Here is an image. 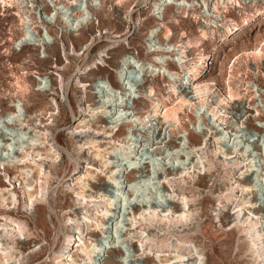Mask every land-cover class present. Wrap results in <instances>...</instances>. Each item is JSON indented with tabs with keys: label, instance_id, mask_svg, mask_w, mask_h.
Here are the masks:
<instances>
[{
	"label": "rangeland",
	"instance_id": "obj_1",
	"mask_svg": "<svg viewBox=\"0 0 264 264\" xmlns=\"http://www.w3.org/2000/svg\"><path fill=\"white\" fill-rule=\"evenodd\" d=\"M155 1L163 2V0H122L121 2L119 0H102L100 9L97 12L92 10L96 19L87 29L74 32L68 28H63V23L59 19L55 22H46L50 25L51 34L47 41L52 44L45 47L24 45L19 48L15 46V41L22 34V25L15 14L18 11L17 5L7 6L2 4V0H0V115L13 110V103L21 104L22 107H25L27 114L33 117V120L30 121L31 126L35 125L34 122L40 116L44 121L43 125L37 123L41 129L40 132L48 133L50 139L56 138L64 148L53 159L44 162L46 172L41 174L39 184L44 188L46 194L45 196L38 195L34 202V206L40 204L36 207L37 212L41 214L39 224H36L35 221L33 205H26L28 197L23 193L24 181L21 177H19V181L15 180L20 204L16 208L17 211L12 208L7 215L21 220L27 238L40 241L39 245L24 255L22 264H54L57 252L66 245L68 233L74 231L75 224H77L75 219V221L69 220V213L75 209L84 213L86 210L89 211L85 202H82L78 196V192L81 191V184L77 182L79 181V174H83L82 178H85L86 183L90 180L94 181V178L92 179L91 175L88 174L89 172H85L86 167L91 162L94 167L88 165L91 166L89 170L98 172L101 168V162L98 159H93L91 151L94 149L87 148L82 143L85 140L76 136L80 132H74V127L79 122V118H83L86 114L83 112L84 108L89 103L94 104L97 101L109 99L110 104L114 102L116 109H119L122 103L132 101L133 99L130 98L139 94L138 85L144 83L145 80L154 87L156 97L163 102L162 107L174 106L177 102V95H173L169 86V83L173 82L169 75L178 69L176 58L178 59L180 54L178 55L179 51L178 47L175 46L176 44L186 40L193 42V47L189 52V58L192 61L201 60V57L206 56L200 75L203 79L214 77L223 92L227 91L226 87L229 81L233 86L251 81L247 90L243 87L240 90L246 91V96L249 99L256 94L257 97H254V100L259 99L262 101V105L264 104V79L261 76L253 75L251 72L248 73V68L253 65L254 58L245 54L239 56L246 51L252 52L256 47H263L264 50V0H224L223 4L221 3L223 0H186L183 8L179 9L175 5H170L164 9L163 14H161L162 10L158 8L160 6H157ZM37 2L42 4L41 0H37ZM215 2H219V6H222L221 15L218 18L213 14L214 11H217L213 9ZM44 9L52 10L49 2L46 1ZM119 12L124 16L127 15L128 20L125 18L121 20L117 14ZM208 14L211 15L209 19L203 16ZM161 15L164 18L159 19L158 16ZM32 16L35 25H39L37 30L45 33V30L40 28L42 23L39 22L36 14ZM154 29L157 32L152 35L151 32ZM170 31L173 35L166 42H169V46L166 43L162 45L165 35H168ZM206 32L208 35L204 36ZM148 39L157 43L149 42ZM154 45L169 49L161 56L164 59L163 64L159 63L158 65L154 60L156 52L153 50L156 49L157 51L159 48ZM170 46L174 50H170ZM125 54H130L131 58H137V61H140L138 63H146L148 68L146 73L142 74L139 67L126 66V84L128 83L127 87L131 88L129 90L130 96H124L123 91L119 88L116 73L118 63L122 61ZM164 68L169 71V75L164 73ZM101 81H108L114 85L117 90L116 95L112 96L115 94L113 91L110 95L108 92L104 96L95 94L96 87H99L98 85L101 87ZM85 83L87 86H83ZM257 88L259 89L257 90ZM63 91L69 93L71 107L61 95ZM169 92L172 94L170 100L168 99ZM56 105L58 108L54 109ZM137 105L138 109L133 112L136 116L131 115L136 120L135 127L139 129L132 131L133 136L138 141L137 145L141 146L143 142H147V137L143 135L149 132L151 142L157 143L160 149L151 151L148 147L141 146L136 156L126 157L123 154H118L111 159L114 165L120 164L121 169L132 166L136 161L137 166L146 165L149 167L151 175L148 176L147 172L143 173L145 180L142 178L140 181L143 185L139 182L138 188L136 187L133 191L129 182V176L132 172L127 173L129 169L126 172L120 170L121 181L126 188L123 194V202L117 190H113V188L109 190L112 194H118L120 197L117 199L119 202L121 201L120 210L118 209L119 218L111 220L108 224L109 235H106L105 244L111 246L112 249L106 248L107 250L101 255H97L98 260L108 261L115 254H120V249H122L127 260L123 264H137L134 261V248L136 244L140 247V243H133L134 245H132L130 238L125 235L124 226L127 227L126 223L130 221L128 214L132 211L131 209L134 208V211H137L148 201L159 205L160 209L169 206L168 191L162 183L158 182L159 177L165 173L168 174L170 170H178L184 162L183 166H189L193 159V155L190 154V146L203 139L206 123L213 120L212 112L206 108L208 106L205 108L198 106L195 110L190 109L183 113L179 111L178 116L183 117V132L181 134L182 140L178 142H182L184 145L180 148L181 153H178L172 151L170 147L158 143L160 140L156 138L157 135L153 132L154 128L157 127L156 121H153L152 126L146 127L140 124V120H137V118L139 119L137 116L144 117L153 108L151 101L140 98ZM54 111L58 114L51 116ZM119 113L118 110V115ZM262 119L256 120V124L263 126L264 116ZM108 120L110 121V119ZM47 123L48 125L45 127L44 124ZM120 127L117 136L124 135L127 130L123 126ZM4 130L7 131L6 128ZM33 133L31 132V134ZM91 133L97 134L92 130L89 134ZM102 135L104 137L105 134L102 133ZM164 135L163 132L162 136ZM251 135L253 134L248 132L243 138L244 141H247L246 138L251 140ZM257 136H253V138ZM207 137L208 149L211 144L214 146V143L211 142L214 138L211 132ZM261 140V149L257 150L254 146L251 149V153L252 150L258 153L255 160L261 166H255L257 171L264 167V137ZM232 144H234V138L231 137L228 145L231 146ZM142 153L144 154L142 155ZM180 156L181 158H177ZM217 157H219L218 154L215 157L214 153L210 152L207 158L214 163L207 168L206 172L211 175L215 171L211 182V178H208L210 188L207 191L196 186L199 177L198 172L195 173V177L187 175V182H174L175 188L180 186L184 189L185 193H179V196L189 195V204H194L195 210L192 217L188 219L189 221L184 220V223L181 224L169 221L165 225V221L163 224L162 221L157 222L156 219L155 222H151L152 225L149 224V229H153L154 233L158 235L155 238L158 244H161L162 241L164 243L170 242L169 244L174 241V244L181 242L180 240H186V243L179 244V250H182L181 253L183 254H187L189 250H194L195 244L198 245V249L206 253L209 258L207 260L202 252L195 250V258L199 259L201 264H263L249 249L250 242L242 230V226L231 223L224 228L220 220L223 216L222 210L227 211L233 207L236 208L244 196L250 203L253 202L258 209L264 207V180H260L262 175L259 171L254 174L251 173L248 178L257 182L254 190L244 193L238 187L236 190L240 192H236L234 196L228 199L229 185L240 177L247 165L240 164L239 168L226 169L223 163L216 162ZM247 162L248 160L244 163ZM79 171L81 172L79 173ZM76 172L77 174H75ZM98 173H102L100 175L106 180L115 182L113 178L108 177L107 172ZM15 174V171L10 173L11 176H15ZM174 183L170 182L169 184ZM255 188L258 189L259 194ZM135 190L138 193L140 191L142 195L140 193L135 195ZM93 191L89 187L87 194H91ZM128 192L134 195L130 196ZM145 192L148 197L144 196ZM48 193L52 194L50 197L52 205L47 199ZM106 206L109 207L110 205L104 204V206L96 207L97 209L94 208V210H105ZM233 211L232 209L231 212ZM3 213L5 212L2 211ZM88 213L95 220V216L90 212ZM116 223H118L117 226ZM138 223L137 227L134 228L139 231L145 230L144 225H142L145 222L139 219ZM86 227L84 224V228ZM93 231V229L87 228L84 236L86 242L91 236L89 232L92 233ZM147 243L144 242V249L146 248V252L151 255L155 254L156 256L155 252L159 248L165 250L161 254L172 252V248L166 251L167 246H149Z\"/></svg>",
	"mask_w": 264,
	"mask_h": 264
},
{
	"label": "bare ground",
	"instance_id": "obj_2",
	"mask_svg": "<svg viewBox=\"0 0 264 264\" xmlns=\"http://www.w3.org/2000/svg\"><path fill=\"white\" fill-rule=\"evenodd\" d=\"M119 1L121 2L122 0ZM30 2L32 6H34V0H2L1 3L7 6L16 4L18 7V11L15 12V14L21 22L22 34L16 39L15 46L19 48H22L24 45H38L45 47L52 44L47 41V39L51 37V34L49 31L50 25L44 22L46 19L41 17L39 20V22L42 23L40 28L45 30V33H41L37 30L39 25H35L33 18L28 16V14H23L21 12L24 8L23 5L26 4L25 6L29 8ZM186 2V0H163L161 3L155 1V4L160 6L158 8L162 10V12H160L163 14L164 9L167 6L175 5L180 9L185 6ZM69 3L73 7L72 11L76 14L75 20L72 22L69 20L70 18L68 16L62 14L59 17V21L61 20L63 23V28H68L76 32L90 27V24L96 19L95 13L92 10L97 12L102 5V0H87L85 3L86 9L83 10L77 7V0H71ZM221 3L223 4L224 0ZM221 8L222 6H219V2L214 3L213 9L217 11H214L213 14L217 18L221 15ZM57 9L58 7L53 8L56 12L52 18H55ZM45 14L47 18L52 20L49 16L50 13L45 12ZM117 14L121 20L124 18L128 20L127 15L124 16L121 12ZM161 16H158V18H164V16ZM203 16L207 19H209V16L211 17L209 14ZM156 32L157 30L154 29L151 34L155 35ZM172 35L173 33L170 31L168 35H165L164 41H162L163 44L162 42L161 44L164 45L167 40H170ZM207 35V32L204 33V36ZM148 40L149 42H152V39ZM152 43L156 44L157 42ZM192 43L191 40H186L175 45L178 47V55L180 54L179 58H176L178 67L176 71H172L169 75V71L164 68L166 70H164V73L172 78L173 82H170L169 86L172 89L173 95H177V102L174 106L162 107L163 102L156 97L154 87L149 81L145 80L144 83L138 85L139 94L132 96V98H130L133 99L132 101L124 104L122 103L119 106V109H116L114 102L110 104L111 101H109V99L101 100V102L97 101L98 103L96 102L94 104L89 103L84 108L83 112L86 114H84L83 118H79V122L74 127L75 130H73L74 132H80V134L76 136L79 138L82 137V140H85L82 143L85 144L87 148L94 149V151H91L93 159H98L101 162V168L98 172H107L108 177L113 178L115 182L112 183L111 181L106 180V178H103L102 175H100L102 173H98L96 170L90 171L89 168H91V166L94 167L91 162L88 163V165L91 166L89 167L87 165V170L85 172H89L88 174L91 175L92 179L94 178V181L90 180L86 183L85 178H82L83 174H79V181L77 183L81 184V191L78 192V196L82 202H85V206L89 208V211L86 210V213H84L75 209L69 213V220L73 221L75 219L77 224H75L74 231L68 233L66 245L57 252L54 264H123L127 261L125 259V252L122 249H120V254H115L108 261L98 260L96 256L101 255L107 250L106 248L112 249L111 246L105 244V240H107L106 235H109L108 224L111 220L117 219L120 216L118 215V209L120 208L121 201L119 202L117 199L120 197L118 194H112L109 190L110 188L117 190V193H120L123 202V194L126 188L123 181H121L122 176H120V170L126 172V170L129 169L127 173L132 172L129 176V182L133 191L136 189L137 184L141 183L140 181L143 178V173L147 172L148 176L151 175V169L146 165L137 166V162L135 161L132 166L121 169L120 164L114 165L111 159L118 156V154H123L126 157L136 156V154L138 155L141 146H146L151 151H157L160 149V146H158L157 143L151 142L152 140L149 132L148 134L143 135L147 137V142H143L141 146L137 145L138 141L133 136L132 131L139 130L135 127L136 120L132 116H136L133 112L138 109L137 101H139L140 98L149 99L153 108L148 111L146 116H137L139 117L137 120H140V124L146 127L152 126L153 121H156L157 127L154 128L153 132L157 135L156 138L160 140L158 143H162V145H166L170 147L172 151H177L178 153H181L180 148L184 145L182 142H178L182 140L181 134L183 132V117L178 116L179 111L183 113L190 109L195 110L198 106H200L199 108H205L208 106L206 108L210 109L212 112L213 120L212 122L206 123V130L203 131V139L190 146V154L193 155V159L189 166H183L185 164L184 162L178 170L174 171L171 168L173 171L170 170L168 174L165 173L159 177L158 182L162 183L163 187L168 191L169 206L160 209L159 205L149 203L150 201H148L146 204H143V207L138 208L137 211H134V208L131 209L132 211L128 214L130 221L129 223H126L127 227L124 226L126 230L125 235L130 238L132 245H134L133 243H140V247L136 244L138 248L136 246L134 248L135 263L201 264V261L195 258L196 252H202L198 249V245L195 244L194 250H189L187 254H183L181 253L182 250H179V244L186 243V240H180L181 242H177L178 244H173L174 241L171 244H169L170 242H165V244L163 241L161 244H158L155 240L158 235L154 233L155 231H153V229H149V224L155 222L156 219L157 222L162 221L163 224L165 221V225L169 221L181 224L182 222L184 223V220H188L192 217L193 211L195 210L194 204H189V195L187 196L183 194L182 197L179 196V193H185L184 189L180 186L175 188L176 184L174 182H187V175L195 177V173L198 172L199 177L196 186L207 191V189L210 188L209 183L215 172H212L211 175L206 172L207 168L214 163L212 160L207 159L210 152H213L215 157L217 154L219 155L216 162L223 163L226 169L233 170L234 168H239L240 164L247 165L246 170L241 172L240 177L229 185L230 191L227 193L228 199L234 196L236 192L238 193L241 191L249 193L254 190V187L257 186V182L248 178L251 173L254 174L259 171L262 177L261 179H258L261 181L264 180V167L262 169L259 168L258 171L255 167L261 166V164L255 160L256 154L258 153L253 152V150L251 153L253 146L257 150L262 148L261 139L264 137V125H257L256 120H263L264 104L262 105V101L259 99L254 100V97H257L256 94L249 99V97L246 96V91L242 92L240 90L241 87L247 90L251 81H245L241 85L238 84L235 86L231 85L229 81L226 87L227 91L223 92L219 87L217 79L214 77H205L206 79H203L200 75L204 67L203 63L206 56L204 55L201 57V60H190L189 52L193 47ZM166 44L168 45L169 42ZM154 46L157 47L156 45ZM169 48L170 50H174L171 46ZM153 51L156 52V54H154V60L156 63H158V65L159 63L163 64L164 59L161 58V56L166 51H169V49L159 47L157 51L156 49ZM244 54L254 58L253 65L248 68V73L251 72L253 75L261 76L264 79L263 47H256L252 52L246 51L239 56L241 57ZM138 62L140 61H137V58H131L130 54H125L122 57V61H119L118 63L116 68L118 77L117 81L124 96H130L129 90L131 89L127 87L128 83L126 84V66L133 65L135 68L139 67L142 70V74L146 73L148 69L146 63L141 64ZM83 86H87V84L85 83ZM98 86L99 87H96L97 90L94 92L95 94H101L104 96L107 92L109 95L112 94L111 92L113 91L115 94H112V96H115L117 93L116 87L108 81H101V87L100 85ZM258 89L259 88H257V90ZM68 94L69 93H65V91L61 93L68 106L71 107ZM120 97L123 99L122 96ZM171 97L172 94L169 92L168 99L170 100ZM12 106L14 107L13 110L0 115V264H22L24 255L40 244V241H33L25 236L26 234L23 231L20 219L7 215L12 208L17 211L16 208L20 204V196L17 192V183L15 180L19 181V177H21L24 181L25 185L22 189L23 193L28 197L26 205H33L35 221L36 224H39L41 222V214L37 212L36 207L40 206V204L34 206V202L38 195L41 194V196H45L46 194L44 188L39 184L41 174H45L46 172L44 169V162L48 159H53L64 149L56 138L50 139L48 133L40 132L41 129H39L37 123L39 122L40 125H43L44 121L39 115H36L39 117H37V120L34 122L35 125L32 127L30 121L33 120V117L32 115L27 114L25 107H22L19 103H13ZM57 108L58 106L56 105L54 109ZM24 110L25 113L23 112ZM118 110L120 112L119 115ZM57 114L58 112L54 111L51 116ZM108 119H110V121ZM47 125L48 123L44 124L45 127ZM120 126L127 128V130L124 135L117 136V132L119 128H121ZM4 128H6L7 131H5ZM91 130L97 134H89ZM86 131H88V133H86ZM31 132L34 133L31 134ZM163 132L165 133L164 136H162ZM210 132L214 138V140L211 141L214 143V146L211 144L207 149V136ZM248 132L253 134L250 137L251 140L246 138L247 141H244L243 138L246 137ZM102 133L105 134L104 137ZM253 136L257 137L253 138ZM231 137L234 138L233 146L228 145ZM189 141L191 142L190 139ZM143 154L144 153H142V155ZM72 158L74 159V156H72ZM177 158H181V156ZM246 160H248V162L244 163ZM146 167L147 171L145 170ZM14 171L16 172L15 176H11L10 173ZM80 172L81 171H79V173ZM75 174H77V172ZM209 177L211 178L210 182L208 181ZM6 182L9 183L6 184ZM170 182H173L174 184L170 185ZM88 186L94 190L93 193L87 194L89 189ZM238 187L240 188V191L236 190ZM255 190L259 194L258 189L255 188ZM139 193L135 190V195H139ZM140 194L142 195V193ZM47 195V199L52 205L50 201L52 194L48 193ZM132 195L134 194L130 193V196ZM144 196L148 197L146 192L144 193ZM104 204H109L111 207L106 206L105 210H94V208H100L102 205L104 206ZM232 209L234 210L233 212H231ZM2 211L5 213L2 214ZM88 212L95 216V220L91 215H88ZM222 213L223 216L220 218L222 226L225 228V226H228L231 223L236 224V226H242L241 228L250 242L249 249L255 257L261 260L264 264V207L258 209L253 202L250 203L247 197L244 196L242 201L236 205V208L233 207L227 211L222 210ZM139 219H142L145 222V224H142L144 225L145 230L143 229L142 231H139L134 228ZM84 224L87 226L86 228H84ZM117 225L118 223H116V226ZM188 225L190 226L191 224ZM87 228L94 230L92 233L89 232L91 236H89V238L87 237L88 242L85 241L84 237ZM144 242H148L147 245L149 246H167L168 249L165 248L166 251L172 248V252L170 251L169 254H161V252L165 250L159 248L155 252L157 254L156 256L155 254L151 255L146 252V248L144 249ZM111 253H114V251H111ZM202 254L204 257H207V260L209 259L206 253L202 252Z\"/></svg>",
	"mask_w": 264,
	"mask_h": 264
},
{
	"label": "built area",
	"instance_id": "obj_3",
	"mask_svg": "<svg viewBox=\"0 0 264 264\" xmlns=\"http://www.w3.org/2000/svg\"><path fill=\"white\" fill-rule=\"evenodd\" d=\"M30 1V0H28ZM35 4L34 6H32L31 2L29 3V8L26 7L25 5L24 8L22 9V13L23 14H28V16L33 18V14H36L37 18L40 20L41 17H43L44 19H46V21L44 22H55L59 19L60 15L65 14L66 16H68L70 19V21H74L75 20V12L72 11L73 7L70 5L69 1L71 0H41L42 4L38 3L37 0H34ZM46 1L50 3V5L52 6V10L51 11H47L46 9H44V7L46 6ZM87 0H77V7L79 9H86V3ZM74 6V5H73ZM54 7H58L57 9V14L55 16V18H52V16L54 15V13L56 12V10H53ZM18 8V7H17ZM46 13H50V18L52 20H50L49 18H47ZM208 58V57H207Z\"/></svg>",
	"mask_w": 264,
	"mask_h": 264
}]
</instances>
